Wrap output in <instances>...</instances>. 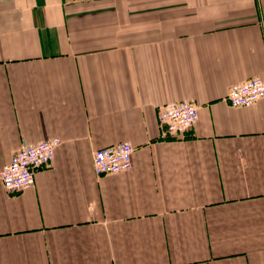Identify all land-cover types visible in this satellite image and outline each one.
<instances>
[{
	"label": "crops",
	"instance_id": "1",
	"mask_svg": "<svg viewBox=\"0 0 264 264\" xmlns=\"http://www.w3.org/2000/svg\"><path fill=\"white\" fill-rule=\"evenodd\" d=\"M254 77L264 0H0V172L62 141L31 187L0 179V264H264V98L227 101ZM123 141L133 167L98 176Z\"/></svg>",
	"mask_w": 264,
	"mask_h": 264
},
{
	"label": "built area",
	"instance_id": "2",
	"mask_svg": "<svg viewBox=\"0 0 264 264\" xmlns=\"http://www.w3.org/2000/svg\"><path fill=\"white\" fill-rule=\"evenodd\" d=\"M264 98V80L259 77L236 84L227 101L234 107H248ZM159 125L164 135L179 137L188 133L198 120V107L188 100L161 105ZM60 137L43 140L36 145L20 147L5 168L0 172L7 191L18 192L35 183L38 169L48 167L54 160ZM136 147L123 141L94 151V170L98 176L113 175L133 167Z\"/></svg>",
	"mask_w": 264,
	"mask_h": 264
}]
</instances>
